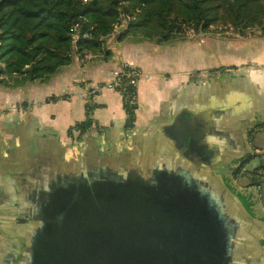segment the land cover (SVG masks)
I'll return each instance as SVG.
<instances>
[{
    "label": "crops",
    "instance_id": "obj_1",
    "mask_svg": "<svg viewBox=\"0 0 264 264\" xmlns=\"http://www.w3.org/2000/svg\"><path fill=\"white\" fill-rule=\"evenodd\" d=\"M124 32L117 29L105 40L108 59L75 56L45 82L0 85V222L6 204L15 208L13 197L24 200V181L38 178L26 175L29 163L69 167L89 146L113 156L130 150L133 161L153 166V174L163 165L214 180L229 210L246 222V258L264 264V202L231 177L252 152L264 157V38L189 32L158 45L131 36L121 41ZM121 67L143 75L132 128L120 95L104 90L91 105L92 127L73 140L70 130L87 119L85 92ZM179 126L188 140L183 154Z\"/></svg>",
    "mask_w": 264,
    "mask_h": 264
},
{
    "label": "water",
    "instance_id": "obj_2",
    "mask_svg": "<svg viewBox=\"0 0 264 264\" xmlns=\"http://www.w3.org/2000/svg\"><path fill=\"white\" fill-rule=\"evenodd\" d=\"M129 152L89 146L69 167L29 163L26 175L38 178L24 181L15 208L6 204L0 264H253L243 244L246 222L214 180L163 165L153 174ZM231 177L264 202V157L252 152Z\"/></svg>",
    "mask_w": 264,
    "mask_h": 264
},
{
    "label": "trees",
    "instance_id": "obj_3",
    "mask_svg": "<svg viewBox=\"0 0 264 264\" xmlns=\"http://www.w3.org/2000/svg\"><path fill=\"white\" fill-rule=\"evenodd\" d=\"M122 15L130 21L121 41L131 36L166 45L189 32L264 38V0H0V85L45 82L75 56L110 58L104 43ZM93 107L88 106L87 119L70 130L73 140L92 127ZM128 114L130 129L135 113ZM261 187L264 192V183Z\"/></svg>",
    "mask_w": 264,
    "mask_h": 264
},
{
    "label": "built area",
    "instance_id": "obj_4",
    "mask_svg": "<svg viewBox=\"0 0 264 264\" xmlns=\"http://www.w3.org/2000/svg\"><path fill=\"white\" fill-rule=\"evenodd\" d=\"M82 1L83 3H87L89 0ZM129 21L130 18L128 16L122 15L120 23L115 27L114 31L117 29H120V31H126ZM77 38V34H74V42L77 40ZM141 79H143V75L139 70L129 67V70L126 71L124 67H121L113 74V77L109 82L91 87L87 90V92H85L84 97L86 99V103L88 106H91L95 103L96 98L101 94L102 91L114 90L121 95L123 106L129 119L128 113L130 111L135 113L136 111L137 92ZM11 109L16 111L18 110V107L13 106Z\"/></svg>",
    "mask_w": 264,
    "mask_h": 264
},
{
    "label": "rangeland",
    "instance_id": "obj_5",
    "mask_svg": "<svg viewBox=\"0 0 264 264\" xmlns=\"http://www.w3.org/2000/svg\"><path fill=\"white\" fill-rule=\"evenodd\" d=\"M188 35H189V36H190V35L194 36V34H193L192 32H190Z\"/></svg>",
    "mask_w": 264,
    "mask_h": 264
},
{
    "label": "flooded vegetation",
    "instance_id": "obj_6",
    "mask_svg": "<svg viewBox=\"0 0 264 264\" xmlns=\"http://www.w3.org/2000/svg\"><path fill=\"white\" fill-rule=\"evenodd\" d=\"M240 171H241V169H240ZM240 171H239V172H240Z\"/></svg>",
    "mask_w": 264,
    "mask_h": 264
}]
</instances>
